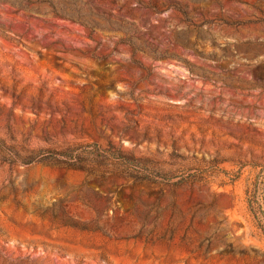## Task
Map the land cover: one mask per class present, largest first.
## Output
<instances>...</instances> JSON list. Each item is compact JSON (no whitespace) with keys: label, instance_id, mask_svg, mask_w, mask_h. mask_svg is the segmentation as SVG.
Wrapping results in <instances>:
<instances>
[{"label":"rangeland","instance_id":"1","mask_svg":"<svg viewBox=\"0 0 264 264\" xmlns=\"http://www.w3.org/2000/svg\"><path fill=\"white\" fill-rule=\"evenodd\" d=\"M50 2L0 0V137L171 180L0 162V264H264V0Z\"/></svg>","mask_w":264,"mask_h":264},{"label":"trees","instance_id":"2","mask_svg":"<svg viewBox=\"0 0 264 264\" xmlns=\"http://www.w3.org/2000/svg\"><path fill=\"white\" fill-rule=\"evenodd\" d=\"M29 5L43 4L52 7L50 0H26ZM15 5H20L19 3ZM131 49L134 45L128 40ZM0 162L9 166H30L41 163H55L67 168L83 171L90 175L113 173L133 183H155L157 178L170 181L171 177L165 176L154 168L151 161L125 152L108 143L101 147L96 143L73 144L57 150L42 148H29L26 144L19 145L13 138L6 140L0 137ZM105 167V170L99 169ZM162 175V176H161ZM184 177L179 182L186 181Z\"/></svg>","mask_w":264,"mask_h":264}]
</instances>
